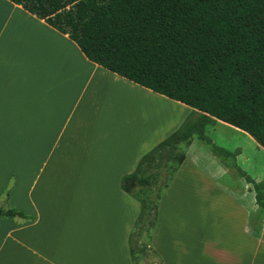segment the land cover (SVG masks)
Wrapping results in <instances>:
<instances>
[{
    "label": "crops",
    "instance_id": "1",
    "mask_svg": "<svg viewBox=\"0 0 264 264\" xmlns=\"http://www.w3.org/2000/svg\"><path fill=\"white\" fill-rule=\"evenodd\" d=\"M32 1L0 0V205L32 217H0V264H137L143 203L123 179L203 112L90 60L91 22L66 28ZM204 134L185 144L150 246L160 264H264V147L214 117Z\"/></svg>",
    "mask_w": 264,
    "mask_h": 264
},
{
    "label": "trees",
    "instance_id": "2",
    "mask_svg": "<svg viewBox=\"0 0 264 264\" xmlns=\"http://www.w3.org/2000/svg\"><path fill=\"white\" fill-rule=\"evenodd\" d=\"M78 37L90 60L203 112L191 115L123 179L124 189L143 203L132 237L139 264L137 242L144 232L151 239L158 202L185 158L176 148L195 134L206 138L213 117L264 147V0H108ZM262 185L255 183L264 206ZM3 216L32 218L1 204Z\"/></svg>",
    "mask_w": 264,
    "mask_h": 264
},
{
    "label": "rangeland",
    "instance_id": "3",
    "mask_svg": "<svg viewBox=\"0 0 264 264\" xmlns=\"http://www.w3.org/2000/svg\"><path fill=\"white\" fill-rule=\"evenodd\" d=\"M108 0H33L32 5L38 9L44 10L45 13L56 23L71 28L73 24H81V27H86L103 8ZM221 136V132H209V136ZM209 147V146H208ZM185 143L176 148V154H182L185 151ZM171 164L163 165L162 174L166 172ZM264 191V185L261 186ZM137 260L139 264H160L161 260L158 254L150 246V240L146 234L139 238L137 242Z\"/></svg>",
    "mask_w": 264,
    "mask_h": 264
}]
</instances>
